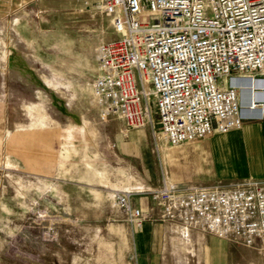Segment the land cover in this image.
<instances>
[{"label":"built area","instance_id":"2783aa9c","mask_svg":"<svg viewBox=\"0 0 264 264\" xmlns=\"http://www.w3.org/2000/svg\"><path fill=\"white\" fill-rule=\"evenodd\" d=\"M86 6L111 16L115 34L95 51L100 74L91 92L99 120L118 116L141 128L152 122L153 98L162 136L179 147L257 119L241 114L240 86L264 83V0H94ZM149 195L161 202L162 221L180 219L246 243L264 235V182L181 190L164 180ZM114 197L128 222L140 226L144 215L130 195Z\"/></svg>","mask_w":264,"mask_h":264},{"label":"crops","instance_id":"0c3cea01","mask_svg":"<svg viewBox=\"0 0 264 264\" xmlns=\"http://www.w3.org/2000/svg\"><path fill=\"white\" fill-rule=\"evenodd\" d=\"M91 1L94 0H27L17 8L9 7L3 17L12 26L19 19L17 9L23 8L18 13H25L30 7L26 11L32 14V9L39 5L41 13L60 14L64 20L77 19L79 27L85 31L97 32L109 40L114 38L112 17L89 10L86 5ZM90 48L95 54V49ZM94 68L93 79L100 74L95 61ZM23 71H16L21 79ZM29 71L46 76L36 69ZM41 85L33 89L38 101L26 106L29 125L18 126L13 131L0 129V163L14 166L16 164L10 161L12 157L21 162L23 172L30 173L36 177L37 184H46L54 192L56 204L64 202L66 192L61 189H74L84 209L103 206L108 210L95 215L104 222L95 230L99 243L79 256L70 255V264H264V235L246 243L243 239L216 237L201 227L185 225L180 219L162 221V204L149 195L164 180L181 190L199 188L196 172L206 171L199 159H203L207 148L215 150V137L225 138L229 132L213 133L171 147L160 132L157 117L154 124L147 122L141 128L131 129L118 116L101 121L87 110L85 113L72 110V99L66 96L55 98L53 107L44 108L39 102L41 91L46 95L68 91L64 84L55 81ZM251 89L244 93L245 102L250 97L255 101L264 100V93L252 94ZM97 108V103L91 102V110ZM2 110L0 103V116ZM256 112L264 113V105L257 107ZM263 122L264 115L261 119L247 120L238 131L240 137L234 151L246 149L249 154V168L248 163L238 167L246 177L249 170L255 172L254 168L259 166L256 172L264 179ZM30 131L35 133L31 138L16 136L21 145L17 152L9 149L13 135ZM225 146L232 151L230 146ZM25 156L34 170L27 168ZM116 192L129 194L131 205L141 210L144 220L140 226L130 224L117 207Z\"/></svg>","mask_w":264,"mask_h":264},{"label":"rangeland","instance_id":"374dc122","mask_svg":"<svg viewBox=\"0 0 264 264\" xmlns=\"http://www.w3.org/2000/svg\"><path fill=\"white\" fill-rule=\"evenodd\" d=\"M25 2L27 0H14L12 4L8 0H0L1 131H13L18 126L29 125L26 106L38 101L34 98L33 89L39 85L41 88L42 83L47 85L49 81L64 84L68 92L47 96L41 91V107H53L55 98L66 96L72 99V110L83 113L87 110L98 118V108L91 110V102H95L91 92L95 54L90 47L96 51L100 42L109 39L97 32L85 31L79 27L77 19L64 20L60 14L41 13L39 5L32 9V14L26 11L30 7L24 10L25 13H18L23 8L17 9L19 19L11 26L3 17L7 9L17 8ZM20 69L24 70L22 79L16 75ZM29 69L39 70L40 75L44 72L46 76H37V71L32 73ZM141 107H146L144 100ZM149 107L151 123L154 124L157 116L153 98ZM238 131L240 129H231L225 138L215 137V150L207 148L202 154L203 159L199 161L206 171L196 172L201 188L228 189L245 186L250 180L264 182L256 172L259 166L254 168L255 172L249 170L248 177L238 170L242 164L246 166L249 155L246 149L234 151L240 137ZM34 134L30 131L13 135L9 149L17 152L21 147L17 135L31 138ZM25 159L27 168L34 170L32 162L27 157ZM10 161L16 165L0 163V264H70V255L79 256L92 250L99 243L95 230L104 223L95 215L108 210L103 206L84 209L74 189H61L66 192L62 198L64 202L56 204L54 192L46 184H37L36 177L23 172L21 162L13 157ZM81 216L87 218L80 219Z\"/></svg>","mask_w":264,"mask_h":264},{"label":"bare ground","instance_id":"6f19581e","mask_svg":"<svg viewBox=\"0 0 264 264\" xmlns=\"http://www.w3.org/2000/svg\"><path fill=\"white\" fill-rule=\"evenodd\" d=\"M253 86H255V88ZM252 87L255 89V91L256 89L261 90L262 88H264V83L263 82H252V83H242L241 84L240 86L241 114L260 119V118H263L264 113L256 112V110H257V107L264 105V100L255 101V100H252V97H250V99H248L246 102L244 101V93L248 92L247 90L251 89ZM241 91H242V94H241ZM251 93L260 94L264 92L258 91V92L253 93L251 89Z\"/></svg>","mask_w":264,"mask_h":264}]
</instances>
